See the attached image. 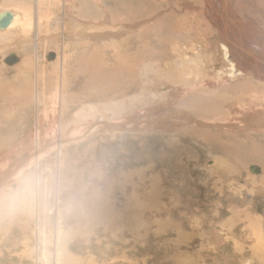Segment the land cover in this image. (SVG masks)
<instances>
[{
  "label": "rangeland",
  "instance_id": "rangeland-1",
  "mask_svg": "<svg viewBox=\"0 0 264 264\" xmlns=\"http://www.w3.org/2000/svg\"><path fill=\"white\" fill-rule=\"evenodd\" d=\"M34 1L11 0L7 5L33 13ZM51 1L56 2L55 6H48L47 0L44 12L47 16L58 14L63 19L65 3ZM94 1L92 12H95L91 15L75 9L81 19L96 25L95 37L78 41L77 45L91 41L103 50L89 51L86 58H76L81 55L73 54L75 43L71 39L74 38L65 31L64 24L50 22L44 40L47 44L39 53L41 67L45 68L47 83L51 85H47L46 103L37 107L35 94L25 99L23 93L14 95L16 100L22 98L19 102L23 105L14 103L12 98L0 100V116L3 115L0 153L9 154V165L17 164L19 158L35 151L36 132L39 129L40 133L41 128L38 121L52 120L46 117L53 110L56 91L64 95L67 106L59 114L62 125L56 128L57 132L39 134L44 141L58 140L64 133L67 137L78 136L88 126L72 123L82 107L89 104L102 107L104 103L143 91L140 75L125 71L118 66L119 57L112 56L113 45H118L123 36H107L111 25L105 24L104 11L106 7L115 11L119 7L110 5L109 0ZM57 30L60 31L56 40L53 36ZM12 56L18 60L9 64L7 60ZM23 58L19 51L3 49L0 71H5L11 79ZM67 63L71 69L63 86L61 68ZM53 67L60 69L58 76H51ZM178 100L176 95V108L181 105ZM22 115H26V122ZM164 129L93 132L67 143L42 162L45 188L40 197H33V210L46 213L49 222L58 218L59 211L65 217L67 264H264V163L260 162L264 160V139L245 138L252 159L240 157L236 165L233 155L227 158L218 153L199 135L188 134L182 127L175 131ZM233 165L238 168L234 170ZM222 170L228 171L225 180L221 179ZM13 188L17 193L18 186ZM31 213L23 214L18 209L13 223L7 220L1 224L5 229L0 230V264H55L53 253L47 254V248L39 243L38 214ZM5 237L11 240V252H7L8 247L1 240Z\"/></svg>",
  "mask_w": 264,
  "mask_h": 264
},
{
  "label": "bare ground",
  "instance_id": "bare-ground-1",
  "mask_svg": "<svg viewBox=\"0 0 264 264\" xmlns=\"http://www.w3.org/2000/svg\"><path fill=\"white\" fill-rule=\"evenodd\" d=\"M7 1L11 0H0V51L7 48L8 52L19 51L24 54V58L15 67L11 79L5 71H0V100L5 102L12 98L17 104L22 98L16 100L14 95L23 93L27 99L35 94L38 107L46 103L47 85H50L39 56L47 44L44 43L46 27L50 22L59 26L64 24L65 31L74 38L71 39L76 45L73 46V54L81 55L76 58H86L89 51L98 53L103 48H98L91 41L77 45L78 41L95 37L93 28L96 25L90 20L81 19L76 10L91 15L95 12L92 11L93 3L96 2L60 0L65 3V17L62 19L58 14L46 15L44 9L47 0H35L33 13L15 8L14 5L8 6ZM27 1L30 3V0ZM55 3L49 0L48 6H55ZM109 4L119 9L115 11L106 7L105 24L111 25L106 35L123 36L118 45H113L112 56L115 59V56L119 57L117 60L121 62L118 66H122L125 71L140 75L144 83L143 91L120 101L104 103L102 107L92 104L82 107L75 113L72 123L81 122L88 126L78 136L67 137V133H64L58 140L44 141L39 134L46 136L50 131L55 132L62 125L59 114L67 106L64 95L62 97L56 91L53 110L46 117L52 120L49 123L46 120L38 121V127L41 128L40 133L39 129L36 132L35 151L28 156H20L17 164L12 166L9 165V154L0 153V230L5 229L1 225L5 221L13 223L14 213L18 209L23 214L37 213L39 243L47 248V254L53 253L55 264H67L69 261L64 255L67 247L63 230L65 217L59 211L58 218L49 222L46 213L33 210V197L17 205L18 209L10 211L9 200L16 193L13 186H18L19 192L27 182L41 178L44 169L42 162L67 143L97 131L121 133L160 131L164 128L175 131L187 126L184 131L207 140L209 146L227 158L233 155L236 163L240 157L252 159L248 153L251 147L245 138L258 136L264 139V0H109ZM8 18L9 24L4 27ZM59 31L53 36L55 39ZM68 63L61 68L63 86L71 69ZM59 70L53 67L51 76H56ZM147 85L150 87L146 88ZM176 95L181 104L179 108L174 106ZM25 118L26 115H22L21 119L26 122ZM261 161L264 163V160ZM233 168L235 170L238 167L233 165ZM26 170L30 172L25 173ZM222 171L221 179L225 180L228 171ZM21 178L25 181H21ZM1 240L8 247L5 248L7 252H11V240L8 237Z\"/></svg>",
  "mask_w": 264,
  "mask_h": 264
},
{
  "label": "clouds",
  "instance_id": "clouds-1",
  "mask_svg": "<svg viewBox=\"0 0 264 264\" xmlns=\"http://www.w3.org/2000/svg\"><path fill=\"white\" fill-rule=\"evenodd\" d=\"M43 178L37 177L29 182L17 193L10 196L9 210H15L16 206L32 197H40L43 194Z\"/></svg>",
  "mask_w": 264,
  "mask_h": 264
},
{
  "label": "water",
  "instance_id": "water-1",
  "mask_svg": "<svg viewBox=\"0 0 264 264\" xmlns=\"http://www.w3.org/2000/svg\"><path fill=\"white\" fill-rule=\"evenodd\" d=\"M9 21H10V18H8L7 20H6V22H5V24H4V27H6L8 24H9ZM14 56V55H13ZM10 57V58H8V60H7V62L9 63V64H11L9 61H11V62H16L17 60H18V58L17 57ZM52 57V59L54 58V55H52L51 56ZM50 57V58H51ZM251 171H256V172H259V169H254V168H251Z\"/></svg>",
  "mask_w": 264,
  "mask_h": 264
}]
</instances>
